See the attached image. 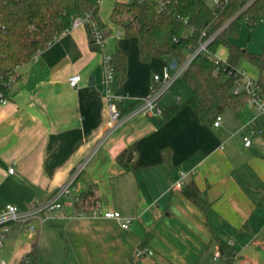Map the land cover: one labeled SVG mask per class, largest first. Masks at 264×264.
<instances>
[{"label":"crops","instance_id":"1","mask_svg":"<svg viewBox=\"0 0 264 264\" xmlns=\"http://www.w3.org/2000/svg\"><path fill=\"white\" fill-rule=\"evenodd\" d=\"M98 1L110 30L104 48H91L85 27L61 35L18 67L8 102L0 104V210L14 205L26 211L43 203L87 160L71 195L36 234L21 233L18 223L0 226V238L5 235L0 264H22L34 245L36 264L44 251L55 249H83L101 264H136L133 255L142 248L153 255L138 264H224L214 254L230 239L239 264H264V140L254 138L249 147L243 143L250 126L264 124V115L253 106L238 113L226 109L216 127V120L200 122L186 102L168 119L163 112L180 98L175 102L164 94L158 102L161 115L134 113L108 133L103 58L117 48L128 54L127 79L123 85L115 81L112 91L119 95L123 90L118 105L132 111L150 95L159 75L153 76L154 68L160 63L164 70L171 59L143 63L138 38L113 37L109 42L117 0ZM257 28L262 38L256 46L263 50L264 18ZM248 64L251 73L239 67L246 72L242 85L260 75ZM76 74L81 81L73 88L69 79ZM125 150L133 153L129 170L118 161ZM12 166L15 172L10 174ZM182 173L183 186L173 188ZM191 184L200 191L202 206L185 194ZM89 190L97 204L84 210L74 199ZM96 205L131 220L129 228L124 221L93 217ZM82 212L87 216L80 217ZM112 255L115 259H109Z\"/></svg>","mask_w":264,"mask_h":264},{"label":"trees","instance_id":"2","mask_svg":"<svg viewBox=\"0 0 264 264\" xmlns=\"http://www.w3.org/2000/svg\"><path fill=\"white\" fill-rule=\"evenodd\" d=\"M263 14L264 0H231L224 8H216L210 0H163V5L158 0H117L110 21L125 37L138 38L143 63L167 57L182 66L198 47L203 32L211 36L220 31L207 51L199 53L180 77L192 91L186 105L200 122L206 123L215 121L226 109L238 113L248 106L250 96L246 91L234 93L235 70L242 61L259 70L255 82L264 97V49L256 53L231 42L239 34L244 19L254 28ZM79 17L91 18L106 36L110 33L101 19L98 0H0V75L5 81L12 75L16 77L18 67L65 34ZM90 45L93 50H101L91 39ZM223 48L226 59L217 61L215 56ZM111 58L115 81L123 85L128 75V54L117 48ZM183 107L178 103L163 114L170 119ZM118 108L123 115L132 112L121 104ZM132 158L133 153L125 150L118 161L129 170ZM184 192L195 204L203 205L195 184ZM93 194L89 190L79 195L80 202L76 205L84 210L94 206L97 201ZM220 249L224 264H235V247L222 242ZM27 257L30 264H36V245Z\"/></svg>","mask_w":264,"mask_h":264},{"label":"built area","instance_id":"3","mask_svg":"<svg viewBox=\"0 0 264 264\" xmlns=\"http://www.w3.org/2000/svg\"><path fill=\"white\" fill-rule=\"evenodd\" d=\"M163 5V0H158ZM231 0H210L211 4L216 8H224ZM187 22V20H185ZM79 27H85L88 31V35L90 39L101 49L104 48L106 44V38L104 31L101 29L99 24L92 20L89 17H79L74 19L72 22L71 28L67 31H71L77 29ZM116 37L118 38L122 30L114 29L113 30ZM66 32V33H67ZM220 31L215 34L208 36L206 32H203L201 35V40L199 42L198 47L193 52V54L189 57L186 63L182 66L178 65L175 70V74L172 76L170 74L169 66H166L161 75L154 76V86H152L150 95L143 100L140 107L137 110L130 112L129 114L123 115L118 108V101L120 96L118 94H113L112 85L115 82L114 68L112 65L111 56H105L102 60V70H103V80L102 84L105 92V99L108 110L110 112V128L108 129V133H111L121 124H123L130 115L134 113L140 112H150L156 115H161L162 110L158 105L159 100L163 97V95L169 90L172 83H174L178 78L181 77L187 66L192 62V60L201 52L207 51L208 45L214 41V39L218 36ZM217 61H223L219 56H215ZM246 72L239 67L235 70L234 79L236 81V88L234 89L235 94H239L242 91H246L249 94L248 106H253L256 108L258 115H264V97L261 96L259 92V88L256 85L255 80L247 78L244 85H242L241 81L238 80L239 77H245ZM16 81V77L12 75L8 81H5L4 78L0 75V104H7L8 97L7 92L11 84ZM81 81V76L76 74L73 75L69 79V83L73 88H77ZM242 87V88H241ZM222 121V117L218 116L216 121L214 122V126L218 127ZM254 138H259L264 140V124L261 126L252 125L250 126L247 134L243 137V143L246 147H249L252 144ZM87 165V160L81 163L72 173L69 180L60 188L58 191L53 193L51 197H49L46 201L41 204H38L26 211H22L17 206L14 205H6L3 209L0 210V226L6 227V225L11 223H18L21 225V233L28 234H36L39 226L46 224L52 220V213L62 208L63 199L67 196H70L72 191L74 190V186L76 184L77 179L80 174L84 171ZM10 174L15 172V167L12 166L8 171ZM185 174L182 173L180 179L173 185V188L180 189L184 184ZM80 202L79 196L74 199V203L77 204ZM80 217L87 216L85 212L79 214ZM93 217L110 219V220H118L124 221L123 227L125 229L129 228V224L131 220H124L119 212L107 211L102 212L98 209L96 205L95 209L92 211ZM36 222L38 224H36ZM6 229V228H5ZM5 239V235H2L0 238V245ZM227 245L230 247H235V241L230 239L227 241ZM235 254V264H239L237 259V252L234 251ZM153 255V251L148 248L138 249L134 255V261L138 262L147 256ZM224 254L222 250L219 248L215 254V259L223 258ZM5 264V263H2ZM22 264H30V258L26 257ZM241 264H253L249 260L242 261Z\"/></svg>","mask_w":264,"mask_h":264},{"label":"rangeland","instance_id":"4","mask_svg":"<svg viewBox=\"0 0 264 264\" xmlns=\"http://www.w3.org/2000/svg\"><path fill=\"white\" fill-rule=\"evenodd\" d=\"M130 1L131 0H123V2H130ZM263 18H264V14H263V16L258 18V20L256 22L257 27ZM257 27L250 28L248 25V22L244 19L242 21V25H241L239 34L236 37L232 38L231 42L240 46L243 49L260 50L261 51L262 46H260V45L256 46V43L260 42V40H261L260 38H262L261 31H259ZM113 37H116L115 33H112L110 35L109 42L113 41V39H112ZM119 38L130 39V41H135L132 38L125 37V34L123 31H122L121 35L119 36ZM218 55H219L220 59L225 60L226 56H227L226 49L225 48L221 49L220 53H218ZM163 59H167V57H164ZM163 67H164V65H161L159 63L154 68V71H156V72L153 71V76H154V73L161 75V73L163 71ZM239 67H244L250 73L252 72L250 69L251 66L244 61L240 63ZM175 72H176L175 70L170 69V74L172 76L175 74ZM238 80H240L241 82L242 81L244 82V79L242 77H239ZM115 85L118 86V83H115ZM191 95H192V91L189 88V86L181 78H178L174 83L171 84L169 90L165 93L164 99L165 98H171L175 102H177L176 99L180 98V103L185 104ZM48 223H50V222H48ZM59 233L64 234L62 229H59ZM114 256L113 255L110 256L109 259H115ZM97 259H98V257H97ZM135 263L138 264L137 262H135ZM41 264H101V263L96 262V257H94V256L91 257L89 255V253L85 252L83 249L82 250L78 249L77 251H71L69 253L62 252V249H61V252L56 251V249H55V251L53 253L50 250H46L43 252ZM130 264H133V262L130 261Z\"/></svg>","mask_w":264,"mask_h":264},{"label":"water","instance_id":"5","mask_svg":"<svg viewBox=\"0 0 264 264\" xmlns=\"http://www.w3.org/2000/svg\"><path fill=\"white\" fill-rule=\"evenodd\" d=\"M177 67H178V63H177V61H176L175 59H172L171 62H170V64H169V68H170L171 70H176ZM124 94H125V93H124L123 90H121V91L119 92V95H120V96H123Z\"/></svg>","mask_w":264,"mask_h":264}]
</instances>
